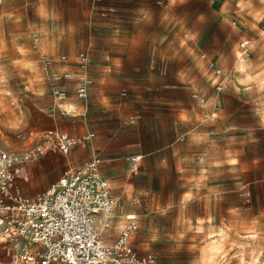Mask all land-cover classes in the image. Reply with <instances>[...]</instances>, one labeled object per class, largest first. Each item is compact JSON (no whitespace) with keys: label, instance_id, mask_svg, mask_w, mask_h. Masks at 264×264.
Wrapping results in <instances>:
<instances>
[{"label":"rangeland","instance_id":"1","mask_svg":"<svg viewBox=\"0 0 264 264\" xmlns=\"http://www.w3.org/2000/svg\"><path fill=\"white\" fill-rule=\"evenodd\" d=\"M106 1L111 9L105 0H0V148L31 151L54 127L93 133L66 156L31 158L19 192L35 198L68 165L100 155L112 228L136 215L138 254L155 264H264V0ZM100 23L108 33L94 30ZM33 31L58 71V55L89 52L83 116L49 112ZM242 40L250 53L239 62ZM207 60L226 73L221 91ZM100 99L111 111L89 113ZM204 106L215 115L200 123Z\"/></svg>","mask_w":264,"mask_h":264},{"label":"built area","instance_id":"2","mask_svg":"<svg viewBox=\"0 0 264 264\" xmlns=\"http://www.w3.org/2000/svg\"><path fill=\"white\" fill-rule=\"evenodd\" d=\"M102 1L92 0L94 4ZM29 40L50 95L49 112L67 117L82 115V104L93 84L89 52L80 51L73 58L58 55L57 60L64 66L58 71L53 56L43 51L40 35L30 32ZM249 53L248 41H241L238 60H244ZM69 64L75 65L77 71L70 70ZM206 66L215 76L223 75L214 62L208 61ZM161 69L163 73L164 66ZM70 82L74 84L71 94L67 87ZM214 86L216 91L224 87L221 81ZM192 97L204 102L196 93ZM215 110L202 113L199 122L212 118ZM128 122L134 124L136 118L130 116ZM92 136L93 133L76 136L54 128L44 131L31 151L0 148V246L9 257L6 264H155L153 254L140 255L133 247L132 239L138 230L134 214L124 215L117 235L108 241L115 199L99 156L79 166L66 167L56 182L35 198L19 192L18 179L31 158L47 152L66 156ZM138 160L129 158L131 172L137 169Z\"/></svg>","mask_w":264,"mask_h":264},{"label":"crops","instance_id":"3","mask_svg":"<svg viewBox=\"0 0 264 264\" xmlns=\"http://www.w3.org/2000/svg\"><path fill=\"white\" fill-rule=\"evenodd\" d=\"M101 4V3H100ZM105 7H107V8H109V9H111L112 7H111V5H109V4H107V1L105 0ZM103 26H104V28H103ZM95 28H94V30H96L97 29V27L99 28L98 30H96V31H104V32H106V33H108L109 32V24H105V23H100V25L98 26H94ZM102 29V30H101ZM104 29V30H103ZM185 37H187V39H189L188 38V36L186 35ZM40 42H41V47H42V49L44 50V47H43V40H42V37L40 36ZM243 41V40H242ZM107 42H108V40H104V44H102V46H109V45H111V44H107ZM241 42V41H240ZM239 42V43H240ZM92 43H94L93 45L94 46H98V44L100 43L99 41H97V40H90L89 41V45H92ZM249 44V43H248ZM249 49H250V47H249ZM46 52V51H45ZM46 53H48V52H46ZM49 54V53H48ZM205 56V55H204ZM102 57V56H101ZM92 59V58H91ZM246 59V58H245ZM244 59V60H245ZM237 60H238V58H237ZM244 60H238L239 62H243ZM209 60H207V62H208ZM92 62V61H91ZM206 62V63H207ZM217 66V65H216ZM218 67V66H217ZM220 68V67H219ZM221 69V68H220ZM222 70V69H221ZM222 72H223V75H221V77L223 78V80H222V78H220V81H221V83L222 82H224V77L226 76V73H225V71L224 70H222ZM73 83V82H72ZM71 84V83H70ZM69 85V84H68ZM223 86H224V84H223ZM92 87V86H91ZM91 87H90V89H91ZM73 89V88H72ZM72 89L70 90V88H68V90H69V92H70V94L73 92L72 91ZM90 91V90H89ZM78 104L80 105L81 103L80 102H78ZM202 109H204L205 111L207 110V108H205V106H204V108H202ZM203 110V111H204ZM108 111H111V109L110 108H107V107H103V101L100 99V100H98V101H96V104H94V108H92V107H90V109H89V113H94V112H97V113H106V112H108ZM206 112H208V111H206ZM84 115V113L82 114V115H80V116H83ZM130 116H133V115H130ZM129 116V117H130ZM129 117H128V120H129ZM134 117V116H133ZM214 117V116H213ZM211 119V118H210ZM130 124V123H129ZM55 128V127H54ZM60 131H62V130H60ZM63 132H66V131H63ZM68 133V132H67ZM71 134V133H70ZM73 135H76V134H73ZM85 135V134H84ZM76 136H78V135H76ZM74 149V148H73ZM95 156H99L100 158H101V156L100 155H95ZM102 159V158H101ZM86 162V161H85ZM102 162H103V160H102ZM84 163V162H83ZM82 164V163H81ZM81 164H79V165H81ZM79 165H73V166H79ZM68 166H70V165H68ZM72 166V165H71ZM101 170H102V173L104 174V171H103V164H102V167H101ZM59 178V177H58ZM56 182V181H55ZM54 182V183H55ZM46 183H48V181L46 182ZM53 183V184H54ZM127 214H129V213H127ZM131 214V213H130ZM119 222V221H118ZM122 224H123V221H122ZM121 224V225H122ZM121 225H116V226H114L112 229H116L117 230V233H118V231H119V228L121 227ZM115 237L113 236L112 237V239L110 238L108 241H112L113 239H114ZM0 254H2V257L4 258V257H6L5 256V253H4V250L2 249V247L0 246ZM1 260V259H0ZM2 261H0V263H1ZM4 264H6L7 263V261H4L3 262Z\"/></svg>","mask_w":264,"mask_h":264}]
</instances>
